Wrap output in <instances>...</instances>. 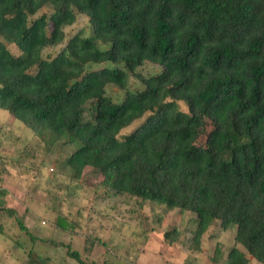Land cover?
<instances>
[{"label":"trees","instance_id":"obj_1","mask_svg":"<svg viewBox=\"0 0 264 264\" xmlns=\"http://www.w3.org/2000/svg\"><path fill=\"white\" fill-rule=\"evenodd\" d=\"M79 16L91 35L66 37ZM0 109L70 146L72 178L91 168L115 194L192 213L196 248L233 228L264 264V0H0ZM248 262L230 250L227 264Z\"/></svg>","mask_w":264,"mask_h":264},{"label":"rangeland","instance_id":"obj_2","mask_svg":"<svg viewBox=\"0 0 264 264\" xmlns=\"http://www.w3.org/2000/svg\"><path fill=\"white\" fill-rule=\"evenodd\" d=\"M80 30L91 35L82 16L65 28L66 37ZM61 47L47 48L43 55H55ZM158 70L148 65L141 72ZM137 86L131 79V88ZM108 93L121 99L115 87ZM211 129L206 123L195 144L205 146ZM72 150L52 145L48 134L40 136L0 109V203L14 211L13 216L0 213V264H79L70 255L74 251L85 263L98 264H227L232 248L247 255L234 243L233 228L222 230L216 223L196 248L192 213L115 194L100 186L103 175L91 168L72 178L63 166ZM250 264L260 263L251 258Z\"/></svg>","mask_w":264,"mask_h":264},{"label":"clouds","instance_id":"obj_3","mask_svg":"<svg viewBox=\"0 0 264 264\" xmlns=\"http://www.w3.org/2000/svg\"><path fill=\"white\" fill-rule=\"evenodd\" d=\"M169 102H171V101L169 100ZM177 103L180 105L182 111H183L185 114H187L188 109H187V106L184 104V102H183V101H177ZM148 115H150V113H149ZM132 131H133V129L130 127V128H128L125 132H122L120 135H128V134H130Z\"/></svg>","mask_w":264,"mask_h":264},{"label":"crops","instance_id":"obj_4","mask_svg":"<svg viewBox=\"0 0 264 264\" xmlns=\"http://www.w3.org/2000/svg\"><path fill=\"white\" fill-rule=\"evenodd\" d=\"M9 208V207H8ZM247 256V255H246ZM247 258L249 259V262H248V264H250V261H251V258L252 257H250V256H247Z\"/></svg>","mask_w":264,"mask_h":264}]
</instances>
